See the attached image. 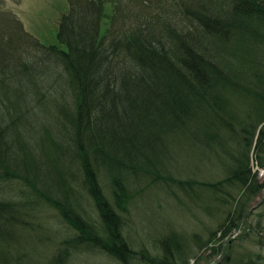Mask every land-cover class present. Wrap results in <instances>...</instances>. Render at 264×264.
I'll return each instance as SVG.
<instances>
[{"label":"trees","instance_id":"16d2710c","mask_svg":"<svg viewBox=\"0 0 264 264\" xmlns=\"http://www.w3.org/2000/svg\"><path fill=\"white\" fill-rule=\"evenodd\" d=\"M68 3L58 42L41 41L0 7V264H38L20 246L47 207L72 233L43 264H66L80 246L122 264H198L202 246L210 264L255 260L239 247L252 231L261 235L262 219L234 230L262 203L252 204L264 183L249 152L255 142L264 167V0ZM226 133L237 136L236 150ZM197 141L228 153L230 173L176 181L211 189L222 219L196 249L176 231L158 254L133 248L122 233L128 176H161L176 146Z\"/></svg>","mask_w":264,"mask_h":264},{"label":"rangeland","instance_id":"374dc122","mask_svg":"<svg viewBox=\"0 0 264 264\" xmlns=\"http://www.w3.org/2000/svg\"><path fill=\"white\" fill-rule=\"evenodd\" d=\"M0 7L3 10L11 9L22 21L24 28L41 41L58 42L56 37L58 16L60 12L68 9L69 3L68 0H0ZM226 134H230L231 147L236 150L235 145L239 143L237 136L233 133ZM176 148V153L169 158L167 166L160 172L161 176L142 172L128 176L127 184L131 197L125 211L122 212V233L133 248L137 249L143 245L151 253L158 254L161 252L159 246L161 238L171 231H176L183 237L186 245L196 249L198 244L209 237L225 213L223 211L222 214L219 210L220 202L211 189L198 184L183 189L177 184L176 179H218L230 173L233 166L231 156L226 157L228 153L224 151L216 153L202 146L199 141L182 143ZM255 150L253 142L249 152V164L257 171L259 181L264 183V175L261 174L264 167L259 165ZM100 178L104 192L110 195L107 177L104 175ZM232 191L237 194L238 189ZM261 191L264 193V186ZM261 200L262 203L252 211L245 227L239 228L235 235L243 233L248 225L255 224L259 219L264 223V195L258 193L252 204L257 205ZM85 206L90 215L98 220L97 211L90 198L86 200ZM231 206L232 203L228 204V207ZM49 208H46L45 213L42 211L35 230L25 236L21 243L24 261L29 259L43 264L55 247V241L72 233V228L54 209ZM261 212L263 214L260 215ZM96 223L99 224L100 221ZM255 233V230L252 231L250 237L244 239L243 245L239 247L242 259H247L248 256L245 255L249 248L255 250L253 256L255 260L250 263L243 261L244 264H264V230H260L261 235L259 234L263 236V243L255 242L259 237ZM202 247L197 252L203 253L204 257L198 264H210V261L206 262L208 249ZM75 249L77 250L72 253L66 264H122L116 257L99 248L84 249L80 246ZM257 253H261L260 256Z\"/></svg>","mask_w":264,"mask_h":264},{"label":"water","instance_id":"95a60500","mask_svg":"<svg viewBox=\"0 0 264 264\" xmlns=\"http://www.w3.org/2000/svg\"><path fill=\"white\" fill-rule=\"evenodd\" d=\"M261 193H262V191H261ZM261 193H260V194H261ZM261 195L263 196V195H264V193H262Z\"/></svg>","mask_w":264,"mask_h":264}]
</instances>
